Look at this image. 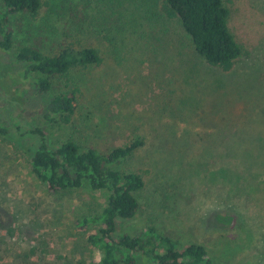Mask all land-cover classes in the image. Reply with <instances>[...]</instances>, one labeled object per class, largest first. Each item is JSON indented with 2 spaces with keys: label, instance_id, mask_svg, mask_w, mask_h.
Instances as JSON below:
<instances>
[{
  "label": "rangeland",
  "instance_id": "obj_1",
  "mask_svg": "<svg viewBox=\"0 0 264 264\" xmlns=\"http://www.w3.org/2000/svg\"><path fill=\"white\" fill-rule=\"evenodd\" d=\"M226 5L243 52L229 69L197 54L164 0H42L36 17H10L13 46L0 50V63L25 112L6 111L0 93V121L42 128L50 146L74 138L105 153L142 140L120 165L145 181L140 210L120 231L155 227L205 246L212 264H264V0ZM112 27L122 30L114 45L96 32ZM68 45L98 49L102 63L54 78L39 94L36 74L14 61L17 49L53 56ZM71 89V123L47 122L48 101ZM38 145L14 126L0 134V264H97L101 254L87 242L96 226L79 223L107 200L88 188L49 191L30 164Z\"/></svg>",
  "mask_w": 264,
  "mask_h": 264
},
{
  "label": "trees",
  "instance_id": "obj_2",
  "mask_svg": "<svg viewBox=\"0 0 264 264\" xmlns=\"http://www.w3.org/2000/svg\"><path fill=\"white\" fill-rule=\"evenodd\" d=\"M42 0H3L0 6V50L8 52L13 46L10 17H36ZM164 11L180 19L190 35L195 51L215 67L229 69L242 56V48L229 28L230 10L226 0H164ZM122 30H96L105 41L114 45ZM102 56L94 47L65 46L57 55H46L38 48L19 47L15 63L25 66V74H36L34 84L39 94L52 90L53 79L69 76L71 71L102 63ZM8 65L0 63V75L6 87L0 91L5 97L6 111L15 109L22 114V100L14 96L10 80L6 79ZM77 89L56 93L42 110L49 123L59 118L70 124L78 107ZM6 118H11L10 116ZM0 121V134L7 136L14 126L21 135H35L39 145L30 158L33 173L51 192L88 188L104 194L107 205L97 215L79 223L81 228L95 225L88 231V244L97 249L101 259L97 264H212L205 246L197 243L180 244L155 227L142 234L120 231L121 223L134 219L140 210L137 193L145 187L141 174L120 169L133 153L143 146L136 139L125 146L101 152L92 146H82L69 138L58 146H50L42 128H22L20 122ZM12 124V125H11ZM12 126V127H11ZM11 127V128H10ZM222 219V218H221Z\"/></svg>",
  "mask_w": 264,
  "mask_h": 264
}]
</instances>
